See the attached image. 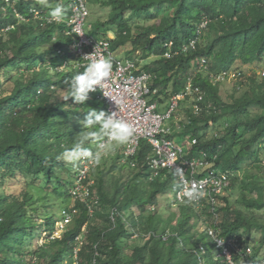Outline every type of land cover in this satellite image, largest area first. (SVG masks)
Instances as JSON below:
<instances>
[{"label": "trees", "instance_id": "16d2710c", "mask_svg": "<svg viewBox=\"0 0 264 264\" xmlns=\"http://www.w3.org/2000/svg\"><path fill=\"white\" fill-rule=\"evenodd\" d=\"M103 3L111 15L108 24L96 23L92 33L97 37L106 36L111 29H128L134 18L139 22L158 19L151 25L140 24V32L132 37L145 57H157L150 67L160 74L157 85L172 83L175 91L185 85L191 54L165 58V44L173 41L178 47L195 38L204 18L210 20L208 44L217 46L212 58L215 63L221 52L226 68L237 62H264V0ZM65 5L64 18L55 22L49 21L48 9L37 0H0V186H4L0 193V264H230L225 256L220 261L216 258V251L219 256L222 250L216 238H232L249 248L252 233L264 232V225L252 223L242 208L232 209L227 197L221 198L224 206L215 210L205 200L202 208L179 203V211L165 215L160 198L164 181L170 184V173L160 169L152 176L149 157L153 148L146 139L137 155L129 158L139 166H120L121 170H126L125 165L131 168L127 178L114 175L118 167L114 164L98 167L97 172L92 169L98 186L89 187L86 200L74 198L71 191L80 174V161L73 164L57 159L61 145H71L90 131L78 123L84 113L92 108L108 113L109 106L100 89L90 93L85 104L62 99L67 81L85 69L80 67L79 37L70 23L71 9L68 2ZM110 41L115 49L120 45L115 44L117 38ZM201 86L219 109L205 118L206 124L220 117H226L228 123L220 138L228 140L224 156L234 162L227 167L236 170L243 169L247 161L255 163L252 174L232 184L240 194L237 206L247 211L264 209V74L249 76L244 92L232 96L233 102L220 103V92L208 79ZM90 143L94 145L90 147ZM217 145L210 141L207 147L212 151ZM85 146L96 153V143ZM233 150L239 152L233 155ZM7 184L19 187L9 192ZM67 215L71 218L64 227H69L56 237L55 224L68 219ZM42 232L47 233V240L39 244ZM80 241L82 246L76 252ZM262 244L252 247L250 256L232 250L234 262L257 260Z\"/></svg>", "mask_w": 264, "mask_h": 264}, {"label": "clouds", "instance_id": "9594fccd", "mask_svg": "<svg viewBox=\"0 0 264 264\" xmlns=\"http://www.w3.org/2000/svg\"><path fill=\"white\" fill-rule=\"evenodd\" d=\"M59 1L60 2L52 4L50 0H37V3L41 7L48 9L49 21H62L65 13L67 12V7L65 5L66 2H68L69 8L71 9V24H73L72 20L77 11L84 10L87 12L85 16V24L83 26L84 33L80 34L73 31L77 33V36L79 37V41L77 43V47L79 49L77 50V54L82 59L80 67L82 68L84 66L85 69L84 71L81 70L80 72L74 74L67 81V94L64 95L62 99L67 101L69 98H72L75 104H85V102L91 98L90 93H94L100 89L99 86H101L106 79H109L111 74L115 73L120 65L123 67L131 66L135 75L146 77L145 82L150 89L146 99L149 104L153 105V113L161 118V124L159 128H156L157 133L155 135H142L136 152L133 155L128 156L126 151L130 143V139L135 134V128L125 120L118 118L116 110L111 111L110 113L108 111V113H106L104 110L92 108L88 112L84 113L83 118L78 121L83 129L90 131H85L78 139L74 140L71 145L62 144V150L58 154L57 159H63L73 164L78 161L82 162L84 159H91L95 165H99L106 148L110 145H114L115 148H122L123 151H119V153L120 156L124 158L123 163L129 164L132 168H137L139 166L138 161L134 160L132 163L129 158L137 155L141 148V141L146 139L153 148L152 154L149 157V163L153 170L152 176L155 177L160 169L173 172L172 174L176 176L178 184H174L173 188L175 189L180 187L179 191L176 193V203H185L186 205H194L197 208H202L205 204V200H208L210 201V205L215 206L214 210L216 209V206H224V200L222 203L221 198L226 197L229 190H233L231 187L234 182H237L238 184L242 181L243 177L254 172L255 163L247 161L245 162L243 169L234 170L232 168H228L227 165L234 164L233 161H228V159L224 156V147L227 146L226 141L228 140L220 139L221 136H223L222 132L228 126V123L225 122L226 117H220L216 122L214 119H209L208 125L206 124L207 121L205 118H209L211 115L218 113L219 109L216 105L218 103H214L208 99L206 91L201 85L208 79L220 92V84L224 81L234 80L239 76H244L243 73H240V71L237 73L233 71L234 65H231L229 68L224 67L225 62L223 60H225V57L222 52L217 58V63H215L212 59L214 57L213 54L217 50V46L209 45L206 37L210 20L204 18L198 26V30H196V37L186 40V44L183 42L178 47H175L173 41L165 44L168 47V50L164 53L165 58L172 59L175 56L191 54V56H189V75L186 78V83L181 89L175 91L172 83H170L168 87L156 84L161 79L160 74L152 71L150 67L154 66L151 62H154L157 57L154 55L149 58L145 57L142 48H140L142 52H140L139 55H136L135 53L139 51V47L137 49L135 48L133 40L131 58L121 59L114 56L113 50H117L119 47L124 46V40L121 38L118 39L121 31L123 32L122 35H129L131 32V20H129L128 29L109 30L108 33L114 32V37L109 38L108 34L106 36L103 35L97 37L94 33H92L95 28L93 23L90 25L88 24L90 18L89 0ZM98 1L102 3L104 7H109L103 3L106 0ZM106 24H108V22ZM137 30L140 32L139 25L137 26ZM130 35L133 37L136 34ZM116 38L119 42L115 44L120 45H117L115 49L110 40L114 41ZM91 39H95L97 41L104 40L109 43V51L106 52V58L93 60L91 62L89 58L84 56L93 49L90 43ZM82 52H84V55L81 54ZM150 59L151 61L147 62ZM140 62H145V64L141 66ZM195 79L198 81L197 84L195 83ZM220 97L222 99L220 103L226 102L221 95ZM188 102L190 105L186 112L187 117L179 120L180 122H177L178 120L173 122L175 117H179L181 115H177L179 108L184 107ZM227 102H233V97H231V101ZM221 113L222 111L220 112V115ZM219 127L221 130L216 131V128ZM208 131H213L214 135L208 133ZM177 137H181V142L176 141ZM105 140L108 141V145L104 142ZM236 140L241 141L244 139ZM169 141L173 142V144L181 151L180 157L177 159V164H180V166L183 165L182 167L189 166V169L184 172L185 177H182L183 169L178 166H173L172 163L164 164L163 161H161L157 163L156 166L155 161L158 157H161L160 154L157 153V143L159 145L167 146L166 143ZM210 141L214 142V144L218 143L212 151L207 147L208 142ZM88 142L96 143L97 151L95 154L91 148L85 146ZM238 152L239 150H233V155H236ZM191 162H198L194 172L190 169ZM238 173L242 176V178H239ZM88 177L89 175L85 180L80 181L79 174L75 184L76 186L71 191L75 196L74 198H81L83 201L88 198L90 195L88 192L89 187L92 185L88 187L87 192L83 196L75 195L73 193V190L78 186H83L85 188V183H88L85 181ZM184 180H187L191 184V187H189ZM200 181H207L208 186H205L204 188L200 187ZM195 184H197V187ZM95 198L97 200L96 203H98L97 195ZM113 211H116V209H113ZM68 216L69 215H67V218ZM69 218L71 217L69 216ZM68 223L69 221H64V226ZM224 241H226V244L229 246L230 256L225 254L223 247L218 246L219 248H222L219 257L225 256L230 264H236L233 260L232 250L240 255L246 253L250 256L253 253L252 247H241L237 244L235 239L231 238ZM230 241L232 242V245H230ZM249 249L252 251L251 254L248 252ZM261 260L262 258H258L255 261ZM245 261L247 260L242 258L237 264H243Z\"/></svg>", "mask_w": 264, "mask_h": 264}, {"label": "built area", "instance_id": "2783aa9c", "mask_svg": "<svg viewBox=\"0 0 264 264\" xmlns=\"http://www.w3.org/2000/svg\"><path fill=\"white\" fill-rule=\"evenodd\" d=\"M83 9V8H82ZM87 12L84 10H79L74 15L72 20L74 27L73 31L83 34L84 33V24H85V16ZM87 38V36H86ZM89 40V38H87ZM91 46L93 49L84 55V52L81 54L86 56L92 62L93 60H99L106 58V52L109 51V43L104 40H90ZM131 66L123 67L119 66L118 70L111 74L109 79H106L100 87L104 98L108 102V110L109 113L111 111L116 110L118 114V118L125 120L130 123L135 128V134L130 139V143L127 147L126 154L128 156L133 155L136 152L137 147L139 146L140 138L142 135L145 136H153L157 133L156 128L160 127L161 118L153 113V105L149 104L146 96H148L150 89L146 85V77L138 76L133 73ZM107 143L108 141L105 140ZM167 146L159 145L157 143V153L160 154L161 157H158L155 161L156 166L157 163L163 161L164 164L172 163L175 167H180L183 169V176L185 177V173L188 167H182L180 164H177V159L180 157L181 151L177 148L173 142L169 141L166 143ZM92 164V160L84 159L82 166L79 168L80 171V181H83L89 175L90 165ZM198 162H191L190 169L194 172ZM184 182L191 187L190 183L187 180ZM200 187L208 186L207 181H200ZM193 186V185H192ZM197 187V184H195ZM87 192V189L83 186H78L73 190L75 195L83 196ZM69 218V216H68ZM66 222L69 219L65 220ZM209 233L214 235V230H209ZM218 242V246L224 248L225 254L230 256L229 246L226 244L221 238H216ZM221 241V242H220ZM230 245L232 242L230 241ZM79 247H77L76 252L82 246V241H80ZM240 250V249H239ZM249 254L252 253L251 249L248 250ZM230 259V258H229ZM243 264H264V259L261 261L255 260H247Z\"/></svg>", "mask_w": 264, "mask_h": 264}, {"label": "rangeland", "instance_id": "374dc122", "mask_svg": "<svg viewBox=\"0 0 264 264\" xmlns=\"http://www.w3.org/2000/svg\"><path fill=\"white\" fill-rule=\"evenodd\" d=\"M89 5H90V18H89V25L91 23H93L94 26H96V22L97 21H101L103 23H107L108 20L110 19V12L111 9L109 7H104V5L102 3H100L98 0H89ZM92 15V16H91ZM136 17V16H135ZM158 20V19H157ZM157 20H152L149 22H139L137 18H134L133 20L130 21V26H131V32L129 33V35H121L118 39H123L124 42V46L119 47L117 50H113V54L114 56L121 58V59H128L132 57V52L131 50L133 49L132 47V36L130 34H137L139 33V31L137 30V26L140 24L143 25H151L153 23H158ZM87 27V25H86ZM90 30V29H88ZM115 34L114 32H109L108 33V37L112 38L114 37ZM141 49L139 48V51L136 52V55L140 54ZM150 60H148L147 62H150ZM145 64V62H140V65L143 66ZM65 67V66H64ZM63 66L61 67V70L64 68ZM233 71H235L236 73L238 71H240V73L246 76H239L237 78H235L234 80H227L224 81L222 84H220V95L222 96V98L225 101H231V97L232 96H241V94L244 92V88L246 87V82L248 80V77L251 75H258L259 77L263 76L264 73V62L263 63H255L252 65H244L241 64L240 62H237L234 67H233ZM234 72V73H235ZM233 73V74H234ZM65 94V92H63ZM233 97V99H234ZM190 103H186V105L184 107H180L177 115L181 114L179 117H175L174 121L180 122L179 120L184 119L185 117H187V109L189 108ZM171 122V121H170ZM220 127L216 128V131H220ZM208 133L213 134V131H208ZM177 142H181V137H177L176 139ZM90 147L92 145H94L93 143L89 144ZM119 151H123L121 148H118L114 145H110L109 147L106 148L105 153L103 154L101 163L99 165H95L92 161V164L90 165V172H89V177H88V183H85V190L88 189V187L90 185L93 186H98V178L96 177V174L94 172H97L96 168H110L114 165H117L118 167L114 170V175L117 178H121V177H125L127 178L130 174L131 171H129V168L127 165L126 166V170H121L120 166L124 165V158L122 156H120ZM188 152V151H187ZM84 160H82V162L80 161L79 165L77 166V168H79L82 164H83ZM92 169H95L94 172H92ZM79 170V169H78ZM170 173V184H167V182L164 181V185L163 188L165 189L163 194L161 195L162 197L160 198V209L161 210H166L167 213L165 215H169L170 212L173 211H179V207H178V203H176V192L175 189L173 188V185L176 184L177 180H176V176H174L172 173L173 172H169ZM239 178H242V176L238 173ZM77 181V179H76ZM75 181V184H76ZM6 189H8L7 191H11L12 189H15L16 187L19 186H9V184H7ZM3 188L4 186H0V193L3 192ZM11 189V190H10ZM97 189V187L95 188ZM18 189H16L17 191ZM240 194L238 191L236 190H229L227 192L226 197L229 198V200L232 202V209L239 207L242 208L244 213L246 215H248V217L250 218L252 223H257L259 225H264V209H260V210H245V207H241V206H237V199L239 198ZM221 202L223 203V200H221ZM169 204V205H168ZM171 204V206H170ZM224 204V203H223ZM71 206L75 205V201L71 200L70 202ZM167 206H170L167 207ZM151 210V206H149ZM201 207V206H199ZM147 212V211H146ZM137 213V212H136ZM138 214V213H137ZM178 216H180L178 214ZM43 220V219H42ZM195 219H192L191 223L194 222ZM56 227V231L54 232V235L56 237H61L64 232L68 229V227H64V221L61 222L60 220L55 224ZM203 229V228H201ZM256 230V229H255ZM46 232H42V234L40 235V237L38 238V242L39 244H43L46 240H47V236H46ZM264 240V232L263 231H254L251 235V239H250V246L252 247H259L260 244H262V241ZM134 239H132L131 242H133ZM262 248L259 250V259H264V243L261 245ZM216 258L218 259V261L221 260V258L218 256V251H216Z\"/></svg>", "mask_w": 264, "mask_h": 264}]
</instances>
